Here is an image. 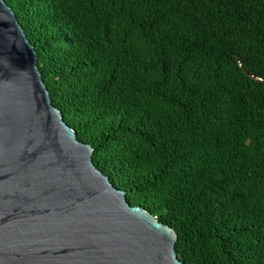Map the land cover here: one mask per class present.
Wrapping results in <instances>:
<instances>
[{
	"label": "trees",
	"instance_id": "1",
	"mask_svg": "<svg viewBox=\"0 0 264 264\" xmlns=\"http://www.w3.org/2000/svg\"><path fill=\"white\" fill-rule=\"evenodd\" d=\"M93 164L183 264H264V0H4Z\"/></svg>",
	"mask_w": 264,
	"mask_h": 264
},
{
	"label": "water",
	"instance_id": "2",
	"mask_svg": "<svg viewBox=\"0 0 264 264\" xmlns=\"http://www.w3.org/2000/svg\"><path fill=\"white\" fill-rule=\"evenodd\" d=\"M0 0V264H183L176 232L93 164Z\"/></svg>",
	"mask_w": 264,
	"mask_h": 264
}]
</instances>
